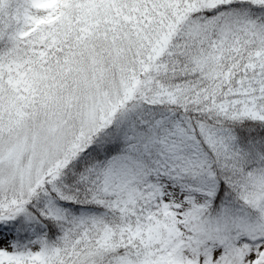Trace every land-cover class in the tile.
Here are the masks:
<instances>
[{"label":"trees","instance_id":"obj_1","mask_svg":"<svg viewBox=\"0 0 264 264\" xmlns=\"http://www.w3.org/2000/svg\"><path fill=\"white\" fill-rule=\"evenodd\" d=\"M75 3L0 0V73L17 63L10 53L15 43L33 57L50 49L66 55L87 28ZM159 17L172 18L165 44L140 73L123 112L18 202L14 214L0 213V228L16 232L12 249L0 252V264L139 262L151 248H142L143 236L117 230L115 194L103 177L120 156L142 164L160 157L149 138L166 135L177 122L183 128L178 138L188 146L184 153H194L193 143L199 152L190 167L174 173L203 194L202 212L225 215L234 231L257 226L251 169H264V3L191 0L182 7L178 1ZM193 22L202 24L196 38L188 27ZM52 209H64L67 218L48 228L44 221ZM240 239L254 243L249 233Z\"/></svg>","mask_w":264,"mask_h":264},{"label":"rangeland","instance_id":"obj_2","mask_svg":"<svg viewBox=\"0 0 264 264\" xmlns=\"http://www.w3.org/2000/svg\"><path fill=\"white\" fill-rule=\"evenodd\" d=\"M178 1L188 7L191 0H76L74 9L87 28L66 55L50 49L33 57L26 45H12L18 61L0 73V213L14 214L18 202L123 112L140 73L165 44L172 18L159 17L161 9L178 7ZM188 27L195 38L203 31L200 22ZM182 131L177 122L166 135L150 137L160 153L151 162L120 156L106 170L104 185L115 194L119 214L115 227L143 236L142 248H151L139 262L115 264H264V169H251L257 226L234 231L225 215L207 217L203 194L174 173L190 167L199 152L193 143L194 153H184ZM66 218L64 209H55L44 223L50 228ZM243 233L254 243L242 242ZM112 234L104 231L105 238ZM15 235L0 228V252L12 249Z\"/></svg>","mask_w":264,"mask_h":264}]
</instances>
